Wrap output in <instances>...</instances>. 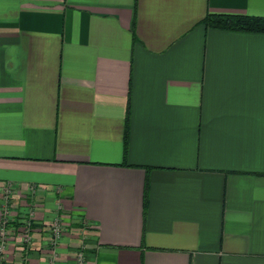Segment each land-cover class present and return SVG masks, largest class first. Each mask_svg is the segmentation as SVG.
<instances>
[{
  "label": "crops",
  "instance_id": "crops-1",
  "mask_svg": "<svg viewBox=\"0 0 264 264\" xmlns=\"http://www.w3.org/2000/svg\"><path fill=\"white\" fill-rule=\"evenodd\" d=\"M207 12L264 0H0V264H264V32Z\"/></svg>",
  "mask_w": 264,
  "mask_h": 264
},
{
  "label": "built area",
  "instance_id": "built-area-1",
  "mask_svg": "<svg viewBox=\"0 0 264 264\" xmlns=\"http://www.w3.org/2000/svg\"><path fill=\"white\" fill-rule=\"evenodd\" d=\"M1 195L3 196L2 209L0 213V259H3L4 242L7 239L10 229L7 226L8 216L5 202L11 191L10 185L7 184L1 190ZM1 196V197H2ZM29 230L30 226H24L18 234L19 240L22 242H27L29 240ZM50 238L48 241L49 254L47 258V264H57V252L56 246L63 233V222L60 216H55L54 220L50 222ZM74 264H86L85 254L82 248L77 249L74 254Z\"/></svg>",
  "mask_w": 264,
  "mask_h": 264
},
{
  "label": "trees",
  "instance_id": "trees-1",
  "mask_svg": "<svg viewBox=\"0 0 264 264\" xmlns=\"http://www.w3.org/2000/svg\"><path fill=\"white\" fill-rule=\"evenodd\" d=\"M202 23L206 26L216 27L221 29L229 30H240V31H256L264 32V15L249 14V13H224V12H207L201 19ZM126 149V134L124 136ZM21 221L8 220L7 226L11 225L14 228ZM24 226L34 225L31 219L24 221Z\"/></svg>",
  "mask_w": 264,
  "mask_h": 264
},
{
  "label": "rangeland",
  "instance_id": "rangeland-1",
  "mask_svg": "<svg viewBox=\"0 0 264 264\" xmlns=\"http://www.w3.org/2000/svg\"><path fill=\"white\" fill-rule=\"evenodd\" d=\"M2 196V195H1ZM2 198H3V196H2ZM7 198H9V196L7 197ZM54 220V218H52V220L51 221H53ZM49 227H50V224H49ZM21 229V228H20ZM63 235V234H62ZM75 252H77V249L75 250Z\"/></svg>",
  "mask_w": 264,
  "mask_h": 264
}]
</instances>
